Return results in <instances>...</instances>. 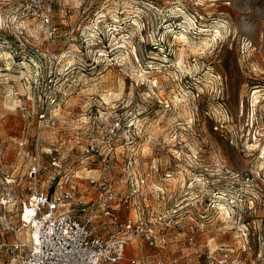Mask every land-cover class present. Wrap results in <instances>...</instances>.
I'll use <instances>...</instances> for the list:
<instances>
[{
  "label": "rangeland",
  "instance_id": "obj_1",
  "mask_svg": "<svg viewBox=\"0 0 264 264\" xmlns=\"http://www.w3.org/2000/svg\"><path fill=\"white\" fill-rule=\"evenodd\" d=\"M48 7L52 38L41 19ZM54 67L63 71L56 125L38 128ZM36 133L41 189L63 176L79 184L83 200L94 198L88 178L98 176L102 158H85L82 147L109 142L112 187L128 189V158L139 164L133 179H144L145 195L132 196L127 212L188 210L167 245L132 239L126 258L213 264L204 252L223 248L235 264H264V0H0V165L15 177V223L30 194ZM57 144L60 174L49 156ZM2 215L0 206V242H11ZM113 227L110 218L97 222L101 234ZM12 256L0 252V264H20Z\"/></svg>",
  "mask_w": 264,
  "mask_h": 264
},
{
  "label": "built area",
  "instance_id": "obj_2",
  "mask_svg": "<svg viewBox=\"0 0 264 264\" xmlns=\"http://www.w3.org/2000/svg\"><path fill=\"white\" fill-rule=\"evenodd\" d=\"M50 9L42 14V21L47 31V37L54 36ZM46 52H49L46 47ZM58 54H54L57 57ZM63 75L59 67L51 69L45 81V93L40 109L35 114L38 128L54 127L56 116L53 105L56 102L54 89L56 81ZM17 107L25 118L29 112L26 102H18ZM110 138L122 140V132H108ZM33 150L27 157L29 178V197L21 201L19 223L12 221L9 206L13 204L15 177L9 166L0 165L2 193L0 206L3 215V230L15 236L11 242H0V252L6 255L18 256L20 264H175L176 259H158L153 263L144 262L138 257L126 258V249L132 239L140 238L149 247H164L182 229V221L189 217L188 210L180 208L161 209L157 212L132 216L126 209L131 206L132 196L145 195L144 179H133L131 169L138 167L135 160L128 158L123 165V182L128 183V189H114L110 171L112 161L108 154L110 143L102 149L97 143L87 142L82 147L85 158L101 156L102 166L96 178L89 177L88 183L95 188L94 198L85 201L79 184L68 177L59 176L53 189L43 190L39 187L40 164L38 143L40 136L33 135ZM23 142H19L22 145ZM0 142V154L3 153ZM63 145L53 146L49 153L50 164L60 174L63 165L60 154ZM195 205V204H194ZM110 218L114 227L101 234L97 222ZM28 230L29 242L20 238V234ZM196 226L189 224L187 240H194ZM26 248V252L22 253ZM226 249L204 252V259L213 264H235L228 257Z\"/></svg>",
  "mask_w": 264,
  "mask_h": 264
},
{
  "label": "crops",
  "instance_id": "obj_3",
  "mask_svg": "<svg viewBox=\"0 0 264 264\" xmlns=\"http://www.w3.org/2000/svg\"><path fill=\"white\" fill-rule=\"evenodd\" d=\"M126 251H127V249H126ZM134 256H135V255H134ZM134 256H133V257H134ZM130 257H132V256H130ZM135 257H137V256H135ZM165 259L170 260L169 258H165ZM174 259H176V258H174ZM11 260L15 261L16 263L19 261V260H18V256H15V255H13V256L11 257ZM176 262H178L177 259H176Z\"/></svg>",
  "mask_w": 264,
  "mask_h": 264
},
{
  "label": "bare ground",
  "instance_id": "obj_4",
  "mask_svg": "<svg viewBox=\"0 0 264 264\" xmlns=\"http://www.w3.org/2000/svg\"><path fill=\"white\" fill-rule=\"evenodd\" d=\"M221 206H222V205H221ZM221 208L223 209L224 207H221ZM224 209H225V208H224ZM225 212L227 213V211H225ZM25 232H26V233H25V237H26L27 239H29V238L31 237L29 231L26 230Z\"/></svg>",
  "mask_w": 264,
  "mask_h": 264
}]
</instances>
